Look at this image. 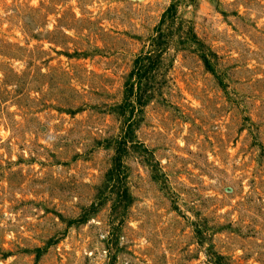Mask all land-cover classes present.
Here are the masks:
<instances>
[{
	"label": "rangeland",
	"instance_id": "obj_1",
	"mask_svg": "<svg viewBox=\"0 0 264 264\" xmlns=\"http://www.w3.org/2000/svg\"><path fill=\"white\" fill-rule=\"evenodd\" d=\"M0 264H264V0H0Z\"/></svg>",
	"mask_w": 264,
	"mask_h": 264
}]
</instances>
